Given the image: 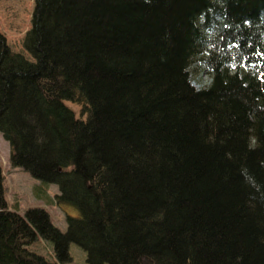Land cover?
I'll return each instance as SVG.
<instances>
[{
    "label": "trees",
    "instance_id": "1",
    "mask_svg": "<svg viewBox=\"0 0 264 264\" xmlns=\"http://www.w3.org/2000/svg\"><path fill=\"white\" fill-rule=\"evenodd\" d=\"M23 46L0 33L9 162L78 215L9 209L0 167V264H264V0H34Z\"/></svg>",
    "mask_w": 264,
    "mask_h": 264
},
{
    "label": "rangeland",
    "instance_id": "2",
    "mask_svg": "<svg viewBox=\"0 0 264 264\" xmlns=\"http://www.w3.org/2000/svg\"><path fill=\"white\" fill-rule=\"evenodd\" d=\"M33 8L34 0H0V33L4 36L11 51L22 54L30 61L33 58L25 50L23 41L26 32L31 27ZM189 76L190 84L196 89L208 86L211 81L210 74L198 61L191 63ZM66 103L78 116L79 106L72 102ZM9 155V144L0 133V167L7 207L17 210L20 214H24L29 208L44 209L48 213L51 223L61 231H65L67 216H77V211L70 206L57 205L54 201V196L58 193L57 185H44L21 168L12 167ZM27 248L51 262H56L50 241L39 237ZM68 253L70 262L67 264H88L85 251L77 244L70 243Z\"/></svg>",
    "mask_w": 264,
    "mask_h": 264
}]
</instances>
